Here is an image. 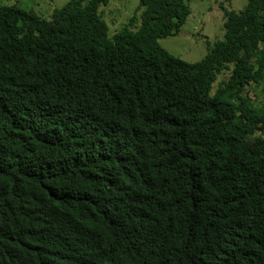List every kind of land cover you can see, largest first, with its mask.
<instances>
[{
  "label": "trees",
  "instance_id": "trees-1",
  "mask_svg": "<svg viewBox=\"0 0 264 264\" xmlns=\"http://www.w3.org/2000/svg\"><path fill=\"white\" fill-rule=\"evenodd\" d=\"M2 1L0 264H264V0L195 63L159 44L185 0L111 38L109 0Z\"/></svg>",
  "mask_w": 264,
  "mask_h": 264
},
{
  "label": "rangeland",
  "instance_id": "rangeland-1",
  "mask_svg": "<svg viewBox=\"0 0 264 264\" xmlns=\"http://www.w3.org/2000/svg\"><path fill=\"white\" fill-rule=\"evenodd\" d=\"M70 0H5L3 6L17 5L24 10L33 11L38 16L51 20L53 11L60 9ZM191 9V14L176 36L159 40L162 48L170 54L189 63L201 61L218 41L224 39V12L221 6L237 12L244 9L248 0H185ZM139 0H109L102 6L104 20L109 27V37L120 32L128 24L134 14L139 16ZM230 71L222 72L214 84L213 92L221 82H225ZM251 98L257 105L264 104V83L248 87ZM264 136V134H263Z\"/></svg>",
  "mask_w": 264,
  "mask_h": 264
}]
</instances>
